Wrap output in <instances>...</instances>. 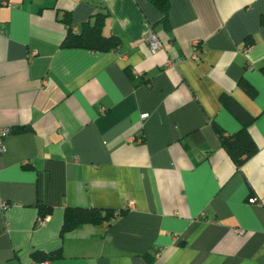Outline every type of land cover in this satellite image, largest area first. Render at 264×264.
I'll return each mask as SVG.
<instances>
[{"label": "crops", "instance_id": "obj_1", "mask_svg": "<svg viewBox=\"0 0 264 264\" xmlns=\"http://www.w3.org/2000/svg\"><path fill=\"white\" fill-rule=\"evenodd\" d=\"M1 1L0 264H264V0ZM97 15L115 49L62 46ZM67 207L114 218L62 231Z\"/></svg>", "mask_w": 264, "mask_h": 264}, {"label": "trees", "instance_id": "obj_2", "mask_svg": "<svg viewBox=\"0 0 264 264\" xmlns=\"http://www.w3.org/2000/svg\"><path fill=\"white\" fill-rule=\"evenodd\" d=\"M153 1L165 10L166 0ZM102 23L103 17L97 15L94 24L84 23L79 31H73L71 27L68 28L62 41V46L101 52L115 49L120 43V40L115 35H104L101 30ZM221 101L242 124L238 131L231 134L219 131L222 146L235 164L240 166L243 161L256 151V146L247 131V126L253 121V116L231 96L224 95L221 97ZM38 208L40 214H43L42 216H45L44 213L49 212V209H43L44 207L41 205ZM113 218L114 211L112 209L67 207L63 216L62 231L73 230L84 223H92L95 225L109 224ZM32 255L39 262L46 261V259L62 257L59 248L49 253L36 250Z\"/></svg>", "mask_w": 264, "mask_h": 264}, {"label": "built area", "instance_id": "obj_3", "mask_svg": "<svg viewBox=\"0 0 264 264\" xmlns=\"http://www.w3.org/2000/svg\"><path fill=\"white\" fill-rule=\"evenodd\" d=\"M1 3L7 4V2L5 0H2ZM143 38H144V41L149 45V47L152 51H155L156 49L161 47V43H160L158 37L156 36V34L152 30L146 32ZM197 44L198 43H196V45ZM32 54H35V51H33ZM140 117H141V119H144L145 117H147V114L144 113V114L140 115ZM11 132H12L11 127H0V154H2L5 151L4 139ZM8 206H9L8 203H6L4 201H0V207L1 208L4 209ZM41 220L42 219H40L39 221L41 222ZM39 264H48V262L47 261H41V262H39Z\"/></svg>", "mask_w": 264, "mask_h": 264}]
</instances>
